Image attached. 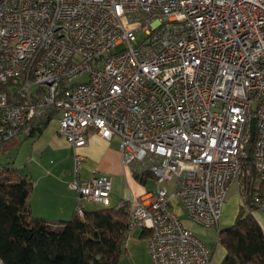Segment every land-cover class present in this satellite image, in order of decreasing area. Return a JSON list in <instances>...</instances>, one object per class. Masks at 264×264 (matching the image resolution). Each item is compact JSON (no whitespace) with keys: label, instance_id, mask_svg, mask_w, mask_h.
Wrapping results in <instances>:
<instances>
[{"label":"built area","instance_id":"obj_1","mask_svg":"<svg viewBox=\"0 0 264 264\" xmlns=\"http://www.w3.org/2000/svg\"><path fill=\"white\" fill-rule=\"evenodd\" d=\"M49 110L74 148L88 130L117 136L121 162L153 175L135 206L116 205L128 214L124 246L140 228L151 264H212L176 207L218 225L252 116L264 183V0H1L0 146ZM83 161L75 151L67 183L79 215L82 202L112 205L110 178L82 177ZM238 191L264 213V189Z\"/></svg>","mask_w":264,"mask_h":264},{"label":"trees","instance_id":"obj_2","mask_svg":"<svg viewBox=\"0 0 264 264\" xmlns=\"http://www.w3.org/2000/svg\"><path fill=\"white\" fill-rule=\"evenodd\" d=\"M1 1V0H0ZM12 83L1 84L2 89ZM57 115L44 111L33 118L30 136H38ZM24 128V129H25ZM253 142L244 145L243 173L239 183L247 196L264 189L256 188L258 174L253 167ZM248 147L250 151L248 152ZM133 175L141 182L153 175ZM33 183L31 178L13 166L0 167V264H118L125 252L128 214L126 207L102 206L96 210L74 213L70 219L49 221L34 216L29 206ZM251 209L249 201L242 204L234 222L217 230L218 242L225 249L220 264H264V229ZM148 235L143 231L142 236Z\"/></svg>","mask_w":264,"mask_h":264},{"label":"crops","instance_id":"obj_3","mask_svg":"<svg viewBox=\"0 0 264 264\" xmlns=\"http://www.w3.org/2000/svg\"><path fill=\"white\" fill-rule=\"evenodd\" d=\"M53 120L38 136H30L29 127L16 137L0 146V167L9 165L13 151L16 154L12 166L31 178L33 187L29 206L34 216L49 221L67 220L75 213L77 193L67 183L73 174V156L77 151L84 156L81 166L82 177L92 174H107L111 180V203L116 206L120 200L127 201V207L135 206L146 188L134 177L132 171L121 162L118 150L119 137L107 140L88 130L85 145L74 148L58 131V121ZM7 165V166H8ZM153 181V180H152ZM85 210V207H82ZM255 217L264 228V213ZM140 233L128 237L125 252L118 264H151L148 253L147 235ZM135 233V232H134ZM225 250L217 254L212 250V264H220Z\"/></svg>","mask_w":264,"mask_h":264},{"label":"rangeland","instance_id":"obj_4","mask_svg":"<svg viewBox=\"0 0 264 264\" xmlns=\"http://www.w3.org/2000/svg\"><path fill=\"white\" fill-rule=\"evenodd\" d=\"M121 48H122L121 46L115 47L113 49V52L118 51ZM56 119L58 121V117H56L55 120ZM22 132H25V134H26V131L23 130ZM12 153H13V155H12V158L9 159V165L7 164L8 166H12V160L16 154V149ZM242 178L243 177H241V179L238 181H242ZM258 181H260V179L257 180L255 185L258 184ZM142 184L146 188V190H148V191L152 190L156 186L155 182H153L151 178H148L147 181L145 183H142ZM238 185H239V183L238 184L235 183L229 189L227 196H226V199H225L224 204H223L221 217L219 219L217 226H203V225L194 223L189 218H187V216L183 213V211L180 209V207H176L177 213L179 214V217H180L183 225L186 226L187 228H189L191 230V232L196 237H198L200 240H202L211 250H214L215 252L217 251V254L220 251H223V249H224L223 246L220 245L218 242L217 230L230 226L234 222V220H235L238 212L240 211V209H242L241 208L242 199H241V196H240L239 191H238ZM81 206L82 207L84 206L85 210H96V209H99L102 207L100 204H97L94 202H82ZM250 208L251 209H248V207H245V209L247 211L248 210L252 211L253 215H255L256 212H261L257 209H253L252 207H250ZM139 233H140V228H134L131 231L130 235H132V234L137 235ZM120 260H121V258H120Z\"/></svg>","mask_w":264,"mask_h":264},{"label":"water","instance_id":"obj_5","mask_svg":"<svg viewBox=\"0 0 264 264\" xmlns=\"http://www.w3.org/2000/svg\"><path fill=\"white\" fill-rule=\"evenodd\" d=\"M248 130H249V142H253L254 138H255V133H256V129H255V117L252 116L250 119H249V122H248ZM250 147H248V152L250 151ZM244 212V209H240L239 213L240 214H243Z\"/></svg>","mask_w":264,"mask_h":264}]
</instances>
